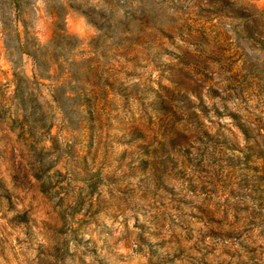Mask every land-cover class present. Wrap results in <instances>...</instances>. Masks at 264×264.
Listing matches in <instances>:
<instances>
[{"label": "rangeland", "instance_id": "obj_1", "mask_svg": "<svg viewBox=\"0 0 264 264\" xmlns=\"http://www.w3.org/2000/svg\"><path fill=\"white\" fill-rule=\"evenodd\" d=\"M228 3L253 16L218 15L209 0H147L155 23L140 31V0H0V264H156L178 240L188 251L171 264H204L196 242L211 251L209 264H264V159L229 163L255 144L233 113L264 150V4ZM59 19L76 60L89 61L80 66L83 96L64 66L67 52L50 45ZM131 30L138 45L127 40ZM25 50L38 51L40 68ZM106 79L152 87L171 110L148 105L155 93L143 105L110 92ZM179 92L193 102L176 100ZM132 128L146 140L126 143ZM172 129L185 144L168 149L177 166L158 182L143 162L165 158L155 154ZM191 205L214 222L191 218ZM200 228L241 235L203 239ZM141 236L164 245L150 249ZM55 243L68 248L60 263Z\"/></svg>", "mask_w": 264, "mask_h": 264}, {"label": "trees", "instance_id": "obj_2", "mask_svg": "<svg viewBox=\"0 0 264 264\" xmlns=\"http://www.w3.org/2000/svg\"><path fill=\"white\" fill-rule=\"evenodd\" d=\"M211 2H214L216 5L218 4V6H216V8H212V11H214L216 14L221 15L220 11L221 10H225L227 11V13H229L230 15H233L235 18L237 19H241L246 21L247 19L251 18L253 15L248 14L247 12H244L238 8H235L233 5H230L228 3V0H219L217 3V1H213V0H209ZM139 7L137 9L136 13H141V18L138 19L140 21L139 25L137 24V28L139 26L140 31H142L141 29L146 26L147 24H152L154 25V20H153V16L151 15L150 12L147 11V7L145 4H147V0H140ZM158 4L160 6H163L165 4H162L161 2H158ZM222 4V5H221ZM211 9H209L210 11ZM148 12V14L146 15V13ZM153 30L157 31V32H162V30L160 28H156L154 26ZM138 32H136L135 30H131V32H128V34L130 35V38H127V40H130L131 45L135 44L138 45L139 42H135V40H133L134 36L138 37L139 33L136 34ZM136 34V35H135ZM145 37V35H144ZM149 37H156L154 34H150ZM250 40L256 41V38L254 36V34H251L249 36ZM73 38L70 37L69 35H67L66 30L63 26V21L62 20H58L56 22V30L54 31V36L52 38V41L50 42V45H56V46H61V48L65 49V51L67 52V57L65 58V63L64 66L68 67V75H69V79L72 80L73 83H75L77 90L79 91L80 96H83L82 93H86V88H85V80L88 79L87 74L80 72V66L81 64H85L87 65L89 61L87 60H81L78 61L76 60L75 56L77 57L79 54V52H76V47H74V44L72 43ZM49 46V45H48ZM48 46L44 47L47 48ZM264 50V47H263ZM26 53L28 55H30V57L33 58L36 66L38 68H40V65L42 64V62L40 61L39 57H38V51L34 50V52H29L28 50H25ZM28 51V52H27ZM40 64V65H39ZM60 66L62 65L61 63L59 64ZM84 82V83H83ZM63 86V84L61 85ZM103 88H108L110 90V92H117L118 94H120L122 97L124 98H128L131 96H137L138 100H142L143 105L144 103H147V99L148 97L154 94V99L155 101L153 102H149V106H152L154 108V110L160 111V112H168L169 110H171V107L169 106V102L168 98H170L169 96H163L161 94H158L154 88L152 87H148V86H144L143 88L141 87L140 83H134L131 84L129 87H124L123 83H119L116 84V81L114 82H110V79H106L105 83L102 85ZM60 90V91H59ZM104 91V90H103ZM58 92H61V87H58ZM178 99L180 102H182L185 105H190L193 100H191V98L189 97V94L187 93H182L179 92L177 94ZM55 99L56 102L58 104V106L60 108H62L63 110V106L65 105V100L64 98L61 96V94H57L55 95ZM146 99V100H144ZM84 108L86 110L89 111L90 114H93L92 111V106L94 105L92 102V98H87L84 97ZM201 108V106H200ZM203 109V108H202ZM196 112H192V115H196ZM232 117L235 119L236 121V125L238 126V128L241 130V132L244 134L245 138L247 140H254L255 144L252 146H248L246 149V152L243 153V156H238V157H231L229 159V163L231 167H237L240 165H247L248 160L251 157H257L261 160L264 159V150L262 148L259 147V142L257 141V135L254 133V131L248 126V124L244 121L241 120L240 116L236 113L231 114ZM173 130V129H172ZM179 134L176 135V129L173 130V133L170 132V135L168 137L165 138V140L162 142V144H160V147L156 150V156L159 157V154H161L162 156H164L165 158L160 157V160H156L153 162H143L146 166H149V169L151 170L152 174H154L155 176L158 175V182L161 180L160 177L163 173H167L168 170L173 169L175 171L176 166H177V160L174 156H172L170 154V151L168 150L169 148H175L177 145H181V144H185V142L183 140H181L182 138H185V135L178 132ZM126 138H129L126 143H130L132 141H137V140H146V134L144 133V131L140 130L139 128H132L130 129L126 135ZM225 146H227L230 150L232 151H242L240 150V148H237V146H233V144H231V142L228 141V139L224 138L223 142H222ZM189 162V160H188ZM264 164V163H263ZM263 172H264V167H263ZM181 175V171H177L174 174V177L177 178V176ZM251 181H247V187L248 184H250ZM250 187H252V189L254 191H260V187L257 186L256 184L250 185ZM190 188L191 191H195L197 189V186L194 184H190ZM193 208H196L198 212H190V214H188L191 218H197L199 214L202 215V217H206L208 218V224L209 222H214L213 218H210L212 216L210 215H205L206 210L201 207V206H196V205H191ZM185 215H187L185 213ZM189 232H187V236H190V233H192L195 229L194 228H187ZM199 237L201 238H207V237H221L223 239H235V238H239L241 233L238 232L235 229H229L223 232H217V230H215L214 228H211L210 230H207L206 232L203 230V228H200L197 230ZM141 243L148 245L150 247V249H152V247L154 246H162L164 245V243L162 242H156V243H152L149 242L148 240L142 238L141 236ZM200 242H196L191 246V249H197L199 252L202 253L203 255V259H202V263L204 264H209V261L207 259H205V255H207L208 253H210L211 251H204L202 247L199 246ZM64 244L60 245L59 243H55L53 244V251H55L57 254L52 255L51 257L53 258V261H55L56 263H60L62 261H64V258L59 254L60 250L63 249L64 250ZM68 248H65L64 252H67ZM188 251V249H186L184 242H182L181 240L176 241V244L173 248H171L170 250L158 255L157 257V262L156 264H171L174 262V260L180 256H185ZM154 253H156L154 251ZM204 253V254H203ZM63 258V259H61Z\"/></svg>", "mask_w": 264, "mask_h": 264}, {"label": "clouds", "instance_id": "obj_3", "mask_svg": "<svg viewBox=\"0 0 264 264\" xmlns=\"http://www.w3.org/2000/svg\"><path fill=\"white\" fill-rule=\"evenodd\" d=\"M252 2L254 3L255 0H252ZM261 4H264V0H260Z\"/></svg>", "mask_w": 264, "mask_h": 264}]
</instances>
